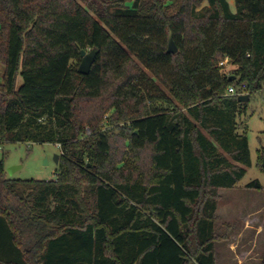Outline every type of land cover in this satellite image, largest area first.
Returning a JSON list of instances; mask_svg holds the SVG:
<instances>
[{"label":"trees","instance_id":"16d2710c","mask_svg":"<svg viewBox=\"0 0 264 264\" xmlns=\"http://www.w3.org/2000/svg\"><path fill=\"white\" fill-rule=\"evenodd\" d=\"M202 1L0 0V144L59 145L52 180L0 159V264H215L218 190L251 165L264 0ZM242 83L246 102L226 93Z\"/></svg>","mask_w":264,"mask_h":264},{"label":"rangeland","instance_id":"374dc122","mask_svg":"<svg viewBox=\"0 0 264 264\" xmlns=\"http://www.w3.org/2000/svg\"><path fill=\"white\" fill-rule=\"evenodd\" d=\"M228 3L234 11V0ZM206 5L207 1L203 0L197 9ZM72 64L76 63L72 61ZM218 65L223 66L222 71L226 74L234 68L227 62L221 65L219 61ZM3 71L4 66L0 63V80ZM16 80L18 87L22 82L20 74ZM153 80L168 93L157 79ZM250 98L246 111L239 117V128L246 127L251 165L245 167L244 175L234 187L218 190L214 228L217 238L214 244L215 264H263L264 260V156L261 155L258 160V154L264 151V88ZM113 111L114 108L108 109L103 115L104 120ZM57 154L59 145L55 143L29 141L0 144V159L4 162L6 176L14 179H55L57 163L54 156ZM147 157L148 150L141 155L143 160ZM253 180L261 183V189L246 187Z\"/></svg>","mask_w":264,"mask_h":264},{"label":"water","instance_id":"95a60500","mask_svg":"<svg viewBox=\"0 0 264 264\" xmlns=\"http://www.w3.org/2000/svg\"><path fill=\"white\" fill-rule=\"evenodd\" d=\"M177 46L172 38L171 33H169L168 35V44H167V51L168 52H176ZM98 50L96 48H92L88 51L85 50H81L80 54H81V60L79 62V65L77 67V71L81 74H87L90 70V67L92 65V63L95 61L96 55H97ZM249 99V94H241L237 96V100L240 102H246ZM58 157L59 154L54 156V160L57 163L58 162ZM263 168H264V159H263Z\"/></svg>","mask_w":264,"mask_h":264},{"label":"built area","instance_id":"2783aa9c","mask_svg":"<svg viewBox=\"0 0 264 264\" xmlns=\"http://www.w3.org/2000/svg\"><path fill=\"white\" fill-rule=\"evenodd\" d=\"M226 60L227 59L220 61V64L222 65L224 62H226ZM226 93L230 95H236V96L241 95V94H246V84L242 83L240 87L230 85L229 87H227Z\"/></svg>","mask_w":264,"mask_h":264},{"label":"crops","instance_id":"0c3cea01","mask_svg":"<svg viewBox=\"0 0 264 264\" xmlns=\"http://www.w3.org/2000/svg\"><path fill=\"white\" fill-rule=\"evenodd\" d=\"M229 2V0H227ZM230 6V5H229Z\"/></svg>","mask_w":264,"mask_h":264}]
</instances>
